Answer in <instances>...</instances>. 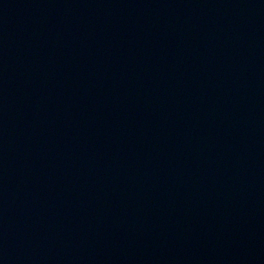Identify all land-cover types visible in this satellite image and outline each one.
<instances>
[{"label":"water","instance_id":"95a60500","mask_svg":"<svg viewBox=\"0 0 264 264\" xmlns=\"http://www.w3.org/2000/svg\"><path fill=\"white\" fill-rule=\"evenodd\" d=\"M257 264H264V218H263L262 231H261V237L259 243Z\"/></svg>","mask_w":264,"mask_h":264}]
</instances>
